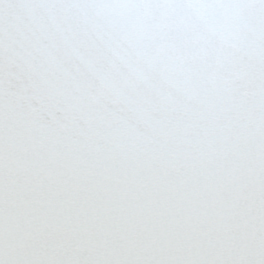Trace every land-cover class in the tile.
Here are the masks:
<instances>
[{"label": "snow or ice", "instance_id": "obj_1", "mask_svg": "<svg viewBox=\"0 0 264 264\" xmlns=\"http://www.w3.org/2000/svg\"><path fill=\"white\" fill-rule=\"evenodd\" d=\"M0 264H264V0H0Z\"/></svg>", "mask_w": 264, "mask_h": 264}]
</instances>
